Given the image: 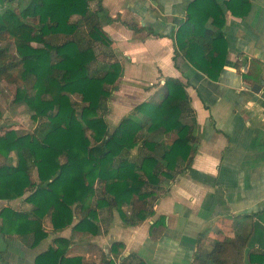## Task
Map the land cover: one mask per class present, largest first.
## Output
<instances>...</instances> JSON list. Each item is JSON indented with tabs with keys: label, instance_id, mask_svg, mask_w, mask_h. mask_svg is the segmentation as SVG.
I'll use <instances>...</instances> for the list:
<instances>
[{
	"label": "crops",
	"instance_id": "crops-1",
	"mask_svg": "<svg viewBox=\"0 0 264 264\" xmlns=\"http://www.w3.org/2000/svg\"><path fill=\"white\" fill-rule=\"evenodd\" d=\"M193 1L101 0L111 20H102V30L112 43L108 49L96 48L102 60L122 68L105 118L111 130L124 117L146 123L148 118L135 108L160 102L166 79L185 85L192 115L183 123L191 125V117L196 122V150L189 165L179 162L170 179L161 178L145 189L153 194L142 221L133 218L145 206L137 201L124 204L122 215L115 208L99 207L82 226L75 209L72 224L60 231H53L46 216L42 228L48 236L35 245L30 236L0 234V264H47L41 256L57 249L58 238L68 241L66 258H77L80 264H197L221 239L238 245L226 250L225 264H264V0H238L234 11L228 7L231 0H213L223 17L220 31L227 50L217 81L175 53L172 37ZM261 82L258 93L244 87ZM12 160L16 162L13 153L7 160L0 157V165ZM32 176L37 180L35 171ZM95 188L100 195L101 185ZM29 194L0 199V210L29 211ZM95 203L94 197L90 204ZM123 216H131L133 224ZM239 235L246 241L242 249L236 242Z\"/></svg>",
	"mask_w": 264,
	"mask_h": 264
},
{
	"label": "trees",
	"instance_id": "trees-1",
	"mask_svg": "<svg viewBox=\"0 0 264 264\" xmlns=\"http://www.w3.org/2000/svg\"><path fill=\"white\" fill-rule=\"evenodd\" d=\"M15 1L18 10L12 6ZM22 1L0 0V41L13 39L17 57L8 59L6 49L0 48V82L14 81L11 72L17 69L22 80L34 78L30 90L17 87L14 101L27 107L37 127L24 134L14 128L0 131V157L7 160L12 153L16 157L15 165H0V199L10 201L30 192L25 200L31 209L2 208L0 234L30 236L35 245L48 236L42 228L46 216L53 231H60L72 224L75 209L82 226L99 207L121 213L124 204L135 201L145 205L133 216L142 221L149 209L146 200L153 194L145 189L158 185L161 178L170 179L179 162L187 167L196 150L195 119L191 117V125L183 123L192 115L185 85L166 79L160 102L135 108L148 118L146 123L124 117L111 130L105 118L122 68L118 62L100 60L96 53L97 46L108 49L112 43L102 30V20H111L101 0H28L25 5ZM240 2L231 0L228 7L234 11ZM222 24L213 0H194L172 37L175 53L179 51L210 81L218 80L226 61ZM171 134L175 139H164ZM99 184L101 194L96 196ZM123 218L133 224L131 216ZM54 242L57 249L49 248L41 256L47 264H80L77 258H66V239ZM236 242L240 249L246 244L240 235ZM233 246L238 245L217 240L196 262L225 264L226 250Z\"/></svg>",
	"mask_w": 264,
	"mask_h": 264
},
{
	"label": "rangeland",
	"instance_id": "rangeland-1",
	"mask_svg": "<svg viewBox=\"0 0 264 264\" xmlns=\"http://www.w3.org/2000/svg\"><path fill=\"white\" fill-rule=\"evenodd\" d=\"M27 2L28 0L22 1L23 5ZM16 4L17 1L13 2L12 6L15 10H18L19 8H16ZM0 48L6 49V57L8 59L16 61L17 57L13 39L8 37L3 38L0 41ZM99 52V50H96V53L101 56ZM102 57L100 58L101 60ZM11 74L13 75L14 81L11 83L5 81L0 82V131L14 128L18 134L29 133L37 127V123L30 118L31 114L28 112L27 107L22 103H16L14 98L17 87L30 90L34 78L29 76L26 80H22L19 69L12 71ZM73 100L75 99L73 98ZM13 163H16L15 160H12L10 164Z\"/></svg>",
	"mask_w": 264,
	"mask_h": 264
},
{
	"label": "water",
	"instance_id": "water-1",
	"mask_svg": "<svg viewBox=\"0 0 264 264\" xmlns=\"http://www.w3.org/2000/svg\"><path fill=\"white\" fill-rule=\"evenodd\" d=\"M261 85H262V82H261V84H254L252 86H248L245 84L244 87L248 90H251L254 93H258L260 91Z\"/></svg>",
	"mask_w": 264,
	"mask_h": 264
}]
</instances>
